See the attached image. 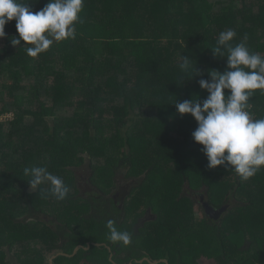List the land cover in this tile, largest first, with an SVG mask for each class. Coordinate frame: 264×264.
<instances>
[{
    "label": "trees",
    "instance_id": "trees-1",
    "mask_svg": "<svg viewBox=\"0 0 264 264\" xmlns=\"http://www.w3.org/2000/svg\"><path fill=\"white\" fill-rule=\"evenodd\" d=\"M80 18L75 39L35 58L32 45L11 44L15 20L0 38V114L12 115L0 121V264H12V252L19 264H51L56 255L54 264H198L202 255L260 262L264 166L246 181L222 165L209 169L192 137L196 120L178 140L166 119L164 154L149 155L144 136L176 100L207 97L199 80L227 66L226 50L217 57L211 49L221 31L234 29L233 45L246 36L264 56V0H85ZM184 55L193 63L187 76ZM248 103L252 118H264V91ZM32 166L62 177L67 197L57 200L46 184L30 189L24 169ZM128 178L137 181L118 201L113 188ZM196 181L212 206H227L218 220L185 193L188 184L199 190ZM109 220L130 243L109 239Z\"/></svg>",
    "mask_w": 264,
    "mask_h": 264
},
{
    "label": "clouds",
    "instance_id": "clouds-1",
    "mask_svg": "<svg viewBox=\"0 0 264 264\" xmlns=\"http://www.w3.org/2000/svg\"><path fill=\"white\" fill-rule=\"evenodd\" d=\"M37 2L0 0V38L7 35L6 25L15 20L18 37H11L10 42L20 47L32 45L26 48V52L33 58L55 42L75 39L85 0H48L36 11L33 4ZM236 35L234 29L221 31L211 48L217 57L223 56V50H226L227 66L223 72L211 69L209 79L199 80L200 87L208 93L207 97L203 101L200 98L176 100L174 104L178 114H191L196 120L192 137L202 145L207 167L215 169L222 165L246 181L264 166V118L254 119L248 111L252 92L264 91V56L250 50L246 36L233 45L231 41ZM179 67L187 76L193 68L192 58L184 55ZM24 175L29 177L30 189L49 185L47 191L57 200L65 199L69 193L63 178L48 171L46 166L26 167ZM107 228L111 241L130 243V234L118 231L114 221L109 220Z\"/></svg>",
    "mask_w": 264,
    "mask_h": 264
},
{
    "label": "rangeland",
    "instance_id": "rangeland-1",
    "mask_svg": "<svg viewBox=\"0 0 264 264\" xmlns=\"http://www.w3.org/2000/svg\"><path fill=\"white\" fill-rule=\"evenodd\" d=\"M163 110L164 111L160 115V118L156 119V121H155L154 125L151 127L150 131H148V133L144 136L145 144H147V140L152 142L151 145L147 146L148 150H146L149 155H158V154H164L165 153L164 149H165V146L167 144V141L165 138L166 134H161L162 133L161 130H162V124L166 121L167 118H168V120L172 126L170 129V132H169V136L170 137L174 136L178 140L183 139V136L185 135V133H187L189 128L191 130V126L194 124V121H195L194 117H192L191 114L180 115V114H178L177 110H174L172 108H167V109H163ZM9 117L11 118L12 115L9 114ZM196 126H197V124H196ZM158 150H159V152H158ZM143 152H145V151H143ZM147 153H146V155H147ZM178 161L181 163V165L183 164L185 166H191L190 164L195 162V160H191V162H190V160L185 158V157H181ZM168 167L172 168L173 167L172 163H169ZM182 167H184V166H182ZM82 176H83L82 177L83 187H84V189L88 190L89 185L88 184L86 185L85 180H84L86 177L85 172L82 173ZM227 178H228V174H225L221 177L220 180H221V182L229 181L230 179H227ZM125 183H126V180L122 179L119 182L118 186L113 188V194H116L119 191V193H120L119 197H121L122 192L120 189L121 188L120 185L123 186ZM190 186L191 185L188 184V186H186L185 188L190 187ZM194 186L197 187L196 189H199V190L203 189L200 181L194 182ZM191 188H192V186H191ZM127 195H128V193L125 195V197ZM150 216H152V213H150V211H148V213L145 214L143 218H146V217L149 218ZM48 225L49 224L45 225V227ZM13 254H14V252L9 254V259H12V261H11L12 264H19L18 259H16V258L13 259ZM48 259L50 260V258H48ZM130 263H132V262H130Z\"/></svg>",
    "mask_w": 264,
    "mask_h": 264
},
{
    "label": "flooded vegetation",
    "instance_id": "flooded-vegetation-1",
    "mask_svg": "<svg viewBox=\"0 0 264 264\" xmlns=\"http://www.w3.org/2000/svg\"><path fill=\"white\" fill-rule=\"evenodd\" d=\"M123 180H126V183L123 185V186H121L120 185V189H121V192H122V196L121 197H119V191L115 194V197H116V199L119 201H121V200H124V198H125V195L129 192V190H130V188H131V186H133V184H135L136 183V181H137V179H135V178H128V179H123ZM129 180V181H128ZM85 184L87 185L88 184V182H86L85 181ZM83 185V184H82ZM89 185V184H88ZM186 186H188V185H186ZM88 188H91L90 186L88 187ZM185 193L187 194V195H189V196H191L194 200H195V202L197 203V205H199V206H202V208L204 209V214L207 216V217H210V218H212V219H215L214 218V213L212 212V213H208V212H206V209H205V207H204V202L205 201H208L209 199H208V196L206 195V193L204 194L203 193V190H193L192 188H190V187H187L186 189H185ZM203 195H204V197H203ZM224 206V205H223ZM216 209H219V208H216ZM150 211V213H152V215L154 214L151 210H149ZM216 220V219H215Z\"/></svg>",
    "mask_w": 264,
    "mask_h": 264
},
{
    "label": "water",
    "instance_id": "water-1",
    "mask_svg": "<svg viewBox=\"0 0 264 264\" xmlns=\"http://www.w3.org/2000/svg\"><path fill=\"white\" fill-rule=\"evenodd\" d=\"M204 197V196H203ZM204 207H205V209H206V212H208V213H214V218L216 219V220H218L221 216H222V214L225 212V210L227 209V206H224V207H222V208H219V209H216L214 206H212L208 201H205L204 202ZM96 244H99V243H96ZM90 247V244H89V246L88 247H85L84 245H78L76 248H75V251H74V253L79 249V248H86V249H88ZM108 248H109V250H111V247H109L108 246ZM73 253V254H74ZM57 256V255H56ZM56 256H54V257H56ZM53 257V258H54ZM53 258L50 260V263L51 264H54L53 263ZM110 258L112 259L113 258V253H111L110 254ZM148 261V262H151V263H153V264H158V263H161V262H163V263H165V264H169V261L167 260V259H158V260H152L151 258H149V257H145V258H143L142 260H140V262H143V261ZM114 262V261H113ZM130 264H132V263H130Z\"/></svg>",
    "mask_w": 264,
    "mask_h": 264
},
{
    "label": "crops",
    "instance_id": "crops-1",
    "mask_svg": "<svg viewBox=\"0 0 264 264\" xmlns=\"http://www.w3.org/2000/svg\"><path fill=\"white\" fill-rule=\"evenodd\" d=\"M260 247L261 249H260L259 257L261 258V261L256 264H264V237H263L262 243L260 244ZM222 257H223L222 255L221 256L213 255L211 257L202 255L200 258L197 259V261H198V264H233V263H228V260L224 261V258ZM163 259H167L169 261L168 258H163ZM169 264H170V261H169Z\"/></svg>",
    "mask_w": 264,
    "mask_h": 264
},
{
    "label": "built area",
    "instance_id": "built-area-1",
    "mask_svg": "<svg viewBox=\"0 0 264 264\" xmlns=\"http://www.w3.org/2000/svg\"><path fill=\"white\" fill-rule=\"evenodd\" d=\"M11 119L9 117V114H0V121H6V120H9Z\"/></svg>",
    "mask_w": 264,
    "mask_h": 264
}]
</instances>
